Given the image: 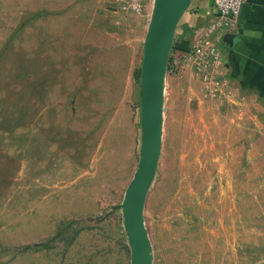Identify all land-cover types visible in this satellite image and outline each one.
<instances>
[{"label": "rangeland", "instance_id": "1", "mask_svg": "<svg viewBox=\"0 0 264 264\" xmlns=\"http://www.w3.org/2000/svg\"><path fill=\"white\" fill-rule=\"evenodd\" d=\"M121 1L0 0V264L130 263L153 0ZM165 82L152 264H264V111L230 83L207 94L182 56Z\"/></svg>", "mask_w": 264, "mask_h": 264}, {"label": "water", "instance_id": "2", "mask_svg": "<svg viewBox=\"0 0 264 264\" xmlns=\"http://www.w3.org/2000/svg\"><path fill=\"white\" fill-rule=\"evenodd\" d=\"M192 0H153L140 64V147L120 208L130 249L129 264H152L144 204L162 146L165 77L178 22ZM234 34L224 42L233 44Z\"/></svg>", "mask_w": 264, "mask_h": 264}, {"label": "crops", "instance_id": "3", "mask_svg": "<svg viewBox=\"0 0 264 264\" xmlns=\"http://www.w3.org/2000/svg\"><path fill=\"white\" fill-rule=\"evenodd\" d=\"M214 14L212 0L191 1L176 27L168 68L179 63L193 44L198 26ZM233 34V44H226L225 50L228 81L236 91L249 96L252 107L264 111V0L243 1Z\"/></svg>", "mask_w": 264, "mask_h": 264}, {"label": "built area", "instance_id": "4", "mask_svg": "<svg viewBox=\"0 0 264 264\" xmlns=\"http://www.w3.org/2000/svg\"><path fill=\"white\" fill-rule=\"evenodd\" d=\"M244 0H212L216 14L209 17L196 29L190 49L182 55L192 62V68L206 84V93L218 96L223 85L229 81L225 73L224 37L237 30L238 16ZM121 9L141 13L143 0H124ZM230 86V85H229Z\"/></svg>", "mask_w": 264, "mask_h": 264}]
</instances>
